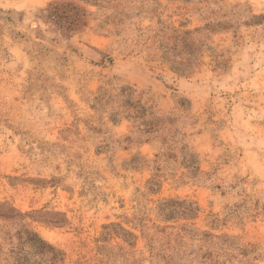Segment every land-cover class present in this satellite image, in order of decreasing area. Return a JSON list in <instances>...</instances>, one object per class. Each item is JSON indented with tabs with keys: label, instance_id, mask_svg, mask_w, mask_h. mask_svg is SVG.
<instances>
[{
	"label": "rangeland",
	"instance_id": "374dc122",
	"mask_svg": "<svg viewBox=\"0 0 264 264\" xmlns=\"http://www.w3.org/2000/svg\"><path fill=\"white\" fill-rule=\"evenodd\" d=\"M44 262L264 264V0H0V264Z\"/></svg>",
	"mask_w": 264,
	"mask_h": 264
},
{
	"label": "trees",
	"instance_id": "16d2710c",
	"mask_svg": "<svg viewBox=\"0 0 264 264\" xmlns=\"http://www.w3.org/2000/svg\"><path fill=\"white\" fill-rule=\"evenodd\" d=\"M34 237H36L37 235L35 233H31ZM39 238V237H37ZM39 242H41L42 245H45V246H48L50 249H51V252L54 253L53 251H55V247H53L52 245L42 241L40 238H39ZM37 248V247H36ZM38 254H42L41 251L38 252ZM55 254V253H54ZM52 260V258H51ZM50 262V261H49ZM43 264H46L45 262Z\"/></svg>",
	"mask_w": 264,
	"mask_h": 264
}]
</instances>
